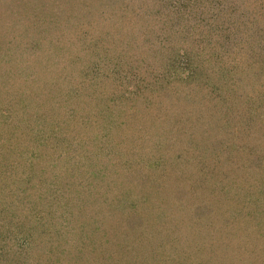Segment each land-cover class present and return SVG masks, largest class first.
Returning a JSON list of instances; mask_svg holds the SVG:
<instances>
[{
  "label": "trees",
  "instance_id": "1",
  "mask_svg": "<svg viewBox=\"0 0 264 264\" xmlns=\"http://www.w3.org/2000/svg\"><path fill=\"white\" fill-rule=\"evenodd\" d=\"M4 20L0 37L11 52L0 54V264H112L113 247L101 256L100 241L122 255L144 248L142 224L116 239L106 238L107 225L130 212L121 203L132 189L171 187L163 175L174 160L196 153L194 116L206 105L199 93L228 91L212 100L228 105L229 121L242 106L237 96L259 79L264 105V0H0ZM15 26H23L17 41H6ZM242 112L246 123L258 117ZM168 212L172 219L180 208Z\"/></svg>",
  "mask_w": 264,
  "mask_h": 264
},
{
  "label": "rangeland",
  "instance_id": "2",
  "mask_svg": "<svg viewBox=\"0 0 264 264\" xmlns=\"http://www.w3.org/2000/svg\"><path fill=\"white\" fill-rule=\"evenodd\" d=\"M2 5L5 8V3ZM14 8L17 9V6ZM8 16L4 19H9ZM14 16L16 17L17 14ZM7 21H0V26ZM8 27L9 25H6L3 29ZM22 27H12L13 31L9 28L7 33L10 35L6 41L16 42L17 38L14 35L22 32ZM29 29L32 30V27ZM1 39L3 38L0 37V45L2 44L0 54L10 53V44H5L4 39ZM18 48L21 51L24 47ZM39 55V59L45 62L41 53ZM13 59V65L17 67V52L13 55ZM44 75L58 77L56 73L46 72ZM253 84L252 81L251 85L248 84L250 86L247 92L237 96L242 106L235 111L238 116L233 117L234 119L229 117V121L226 117L228 105L212 100L214 97L221 98V95L230 97L228 91L223 90L224 92L220 93L218 91L214 94H206L205 91L199 93L202 99H205L206 105L200 111L199 108L197 109V116L193 114L198 139L197 145H194L197 147L196 153H183L180 158L174 160L173 171L163 175V177L170 176L171 187L164 188L165 184L161 183L158 189H154L153 184L132 189L131 198L121 203L124 206L122 209L128 207L131 209L130 212L126 209V214L118 213V218L111 221L113 225L117 223L123 225L119 228L111 224L107 225L111 227L109 233L112 236L109 234L106 238L116 239L117 235L126 233L128 225L142 224L140 230L148 228L144 240L151 243H146V246L142 248L143 245L140 249L138 247L134 249V246L126 247L121 252L122 255L118 245L108 247V244L103 245L105 242L99 240L103 243H98L102 246L96 247L99 255L109 257L113 247L115 255L111 256L112 264H234L231 261L232 257L235 259L239 257L243 261L241 264H264V122L262 121L264 105L259 79L257 85ZM28 92L31 93L30 90ZM15 96V98L20 97V95ZM48 96H50L49 92L42 95L43 104H48L46 100ZM4 97L5 94L0 95L3 100ZM23 97H27L26 102L31 98L25 90ZM3 100L0 101V108L4 104ZM32 102L35 106L36 101ZM245 108L258 115L257 119L249 123L242 120L241 113L243 114L242 109ZM166 109L164 108L163 112L171 116ZM187 113L192 117L191 111ZM149 115L153 121H159L156 118L159 116L156 110H151ZM163 117L165 120V116ZM151 119L145 115L143 117V121ZM190 155L194 158L191 159ZM186 159L188 164L185 163ZM173 181L175 185L172 184ZM112 194L110 193L111 199ZM173 203L176 209L180 208V213L169 219L166 213L169 214L168 211L173 207ZM141 207L143 212H139L140 217L135 218L133 213ZM184 208L185 210H182ZM157 218L161 220L158 221ZM123 219L125 220L122 221ZM106 238L104 240H107ZM173 239L175 241L181 239V243L174 245ZM185 239L191 241L193 245L189 246ZM159 241L164 242V251L161 249V252H155L152 247ZM191 248L192 256L180 257L181 251Z\"/></svg>",
  "mask_w": 264,
  "mask_h": 264
}]
</instances>
